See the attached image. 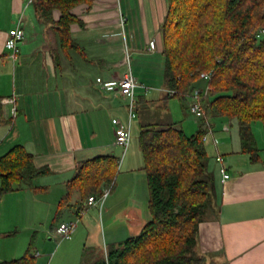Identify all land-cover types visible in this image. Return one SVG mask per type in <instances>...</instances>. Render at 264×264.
Masks as SVG:
<instances>
[{"label":"crops","instance_id":"0c3cea01","mask_svg":"<svg viewBox=\"0 0 264 264\" xmlns=\"http://www.w3.org/2000/svg\"><path fill=\"white\" fill-rule=\"evenodd\" d=\"M36 1L0 0V156L15 145H23L34 155L36 166L48 167L50 173L35 180L37 191L23 185L0 195V261L12 258L14 247L8 240L22 231L20 223L14 222V213L30 222L29 210L35 214L40 207H47L46 199L39 200L40 195H46L51 200L49 220L42 219L41 223L37 212L31 225L26 226L35 237L42 231L38 224L50 223L46 228L49 241L44 243L43 252L33 251L36 264H89L99 256L106 257L108 252H91L89 260L84 259L86 244L79 238L88 230L85 211L102 206L104 201L88 206V199L82 200L79 192L66 199L68 182L86 160L107 155L119 158L118 151L124 149L116 141L113 122L120 118L124 125L129 123V118L123 121L128 111L119 87L131 71L140 83L138 101H150L145 90L152 89L147 84L154 81L153 74L147 71L143 80L139 65L147 63L152 68L161 64L165 72L161 26L168 1L80 3L72 9L76 20L70 25L68 41L62 40L58 27L61 10L54 9L46 18L37 10ZM122 17L126 19L123 25ZM20 21L25 38L14 56L6 41L9 30ZM132 60L139 63L138 68L131 66ZM166 89L165 86V93L156 102L169 104ZM198 118L202 119L200 128L206 129L208 168L214 178V200L199 225L198 251L207 256L208 264H264L263 125L260 129L253 125L260 148V159L254 161L241 151L240 135L234 136L232 120L215 117L212 124L209 119ZM216 122L221 124L220 132L216 131ZM236 129L239 133L238 125ZM127 149L123 150V157ZM220 155L224 157L222 163L218 161ZM223 165L231 175L228 180H223ZM127 168L137 170L131 162ZM107 185L103 184L101 195H92L100 199L108 191ZM111 198L107 206L114 215L117 197ZM136 206L130 207L122 219L125 227L129 226L127 232L132 225H137L140 232L147 222L140 218ZM66 221L77 224L70 239L59 237L56 232L58 225ZM53 240L60 246L56 254H50L48 249Z\"/></svg>","mask_w":264,"mask_h":264},{"label":"trees","instance_id":"16d2710c","mask_svg":"<svg viewBox=\"0 0 264 264\" xmlns=\"http://www.w3.org/2000/svg\"><path fill=\"white\" fill-rule=\"evenodd\" d=\"M90 1L37 0L36 7L46 18L54 9L61 10L58 27L62 40L68 41L76 20L72 9ZM167 1L161 26L164 77L165 86L177 93L166 98H186L200 89L202 118L236 120L241 151L259 160L253 125L260 122L264 128V36H258L264 29V0ZM202 73H209V79L201 78ZM205 136L202 126L188 134L180 122L141 126L151 216L137 235L89 264H208L207 256L198 251L199 225L214 200ZM119 165L116 155L86 160L68 182L66 199L74 192L82 200L101 195L104 183H114ZM49 173L48 167L36 166L34 155L23 145H15L0 156V195L23 185L37 191L35 180ZM31 247L0 264H36Z\"/></svg>","mask_w":264,"mask_h":264},{"label":"rangeland","instance_id":"374dc122","mask_svg":"<svg viewBox=\"0 0 264 264\" xmlns=\"http://www.w3.org/2000/svg\"><path fill=\"white\" fill-rule=\"evenodd\" d=\"M138 64L139 63H136V61L134 62L133 60L131 62V66H133L134 69L138 68ZM139 67H141V69L140 71L138 69V71L140 77L143 78V80L145 79L144 73H146L147 71L153 74L152 79H154V81L150 84H147V86L151 87L152 89L148 91L145 90V93H147V98L150 101L138 102L137 118H135L132 123L130 145L128 146L124 157V149L121 148L120 151H118L121 162L120 167L118 169V173L116 175V179L114 181L115 184L113 183L114 186L113 184L107 185L108 195L111 194V192L113 191L111 197H117L115 201V211L113 213L114 215H112L108 210L107 204L109 203V199H113L111 197L108 198V195L104 199V204L102 203V206H93L85 211V214H88L89 217L88 220L85 221V223L88 224V230H85L86 235H84L83 238H79V241L82 239L81 242L86 244L84 249L85 260L86 258H89L88 254H90L91 252L95 255H103L104 252H107L113 246H117L118 244L124 242V240H126L128 237L139 233V231H137V225L130 226V231L127 232L126 230L129 226L125 227L126 222L122 220L124 218L125 213H127V211L130 210L129 208L134 206V204L137 205L136 209L138 210V214L144 222L148 221L151 216L150 211L148 209L149 186L147 174L144 170L143 153L140 148L139 142V135L141 130L140 126L149 123H170L176 120L180 122L182 126L184 125L183 128L188 134H193L199 130L200 122L202 121L201 118H198L195 114L191 112L190 103L192 99L190 97H172L169 99V104L168 102L162 100L156 102L159 99L158 97L161 94L165 93L164 70L163 68H161V64L160 67L157 64L154 65V67H152L153 69L151 68L150 64L147 63H145L144 65H139ZM203 88L205 87L203 86ZM124 116L125 120L123 121L127 122V113ZM208 119L212 124H214L213 117H209ZM233 125L234 126H232V128H234L235 130L232 129V131L235 136L236 133L237 135L239 134L238 130L236 129V120H233ZM261 127L262 123L260 122L254 124L255 129H260ZM216 131H221V124L217 123ZM128 162H131V165L135 166V169L137 170L132 171L128 169ZM39 198V200L46 199L47 207H40V209L37 210L35 214L32 213V209L29 210V216L31 219L30 222H24L25 218H20L19 215H16V213H14V222L20 223L19 225L22 226V231L13 235L12 238L8 240V244L14 247V251L12 253L14 255H11L12 258L10 259L22 256L31 246L32 252L38 250L43 252L44 243H46V241H49L48 234L46 233V228L47 226H49L50 223L45 222L42 225L38 224V227H42V231L41 233L36 234L35 237H33L32 234L33 230H31L29 227H26L31 225L32 220L34 219L33 215H36L37 212L39 213L38 220L41 223L43 221L49 220V217L51 216L50 213H48V206L51 201L50 198L46 195H40ZM51 199L53 200L52 195ZM117 214H119L118 217ZM42 219L43 221H41ZM59 247L60 246L56 242L54 243L53 240L52 246L48 248L50 249V254H56L57 249Z\"/></svg>","mask_w":264,"mask_h":264},{"label":"built area","instance_id":"2783aa9c","mask_svg":"<svg viewBox=\"0 0 264 264\" xmlns=\"http://www.w3.org/2000/svg\"><path fill=\"white\" fill-rule=\"evenodd\" d=\"M126 19L122 17L121 24L125 23ZM264 35V29L259 31L258 36ZM25 38V29L23 23L20 21L18 24L9 30L8 38L6 41V47L9 50H12L13 55L15 56L19 52V43ZM154 42H151L150 46H153ZM210 77L209 73H202L201 78L208 80ZM140 86V83L135 79L133 73L131 71L127 72L124 78L121 81L119 91L126 98V108L128 111L129 123L128 125H124L118 118H114L113 122L116 125V141L121 144L126 150L131 142V125L135 118H137V109H138V96H137V88ZM166 93L170 95H174L177 93L176 90L166 89ZM189 97L192 99L190 103V110L197 117H203V106L201 103V92L200 89H195ZM205 139V137H204ZM219 162L224 161L223 156L218 157ZM221 172L223 175V180L230 179L231 175L228 172L226 166L221 167ZM108 195V191H106L100 199H98L95 195H92L87 200L88 206H93L97 203H103L104 199ZM76 222L75 221H66L62 222L56 228L57 235L64 239H70L76 230Z\"/></svg>","mask_w":264,"mask_h":264}]
</instances>
